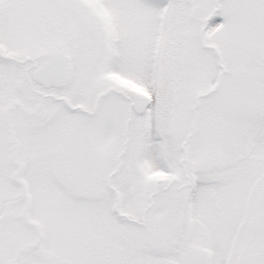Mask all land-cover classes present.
Instances as JSON below:
<instances>
[{
	"label": "snow or ice",
	"instance_id": "1",
	"mask_svg": "<svg viewBox=\"0 0 264 264\" xmlns=\"http://www.w3.org/2000/svg\"><path fill=\"white\" fill-rule=\"evenodd\" d=\"M0 264H264V0H0Z\"/></svg>",
	"mask_w": 264,
	"mask_h": 264
}]
</instances>
